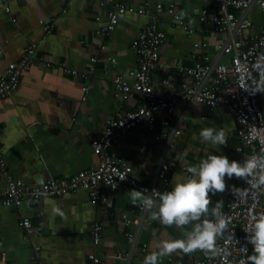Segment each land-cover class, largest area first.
<instances>
[{
  "label": "crops",
  "instance_id": "0c3cea01",
  "mask_svg": "<svg viewBox=\"0 0 264 264\" xmlns=\"http://www.w3.org/2000/svg\"><path fill=\"white\" fill-rule=\"evenodd\" d=\"M101 1L74 0L66 14L62 13L59 0H9V14L0 7V73L22 57L30 41L38 44L34 62L23 74L18 89L0 99L1 153L11 174L32 186L97 167L99 157L90 144L101 135L107 118H120L143 101L139 93L128 100L117 97L113 80L118 74L127 75L137 65L132 41L150 23L148 16L137 13L145 0H128L131 9L108 36L98 34L107 22L110 8ZM158 3L165 8L173 6L195 29L189 36L173 24L169 15H163L168 40L160 49V67L152 74L156 93L161 95L162 79L180 82L183 77L179 66H195L202 61V54L215 58L224 37L199 19L203 9L209 14L216 11L212 0H149V9L154 10ZM12 17L17 21L13 22ZM249 17L257 29L264 25V14L258 6H253ZM51 18L55 20V30L43 40V26ZM194 41L206 42L208 46L196 48ZM93 57L98 58V70L83 78L81 74L88 71ZM224 61L228 63L229 58ZM65 67L75 68L79 74L71 75ZM259 103L264 111V92H259ZM162 118L164 114L157 117ZM171 125L182 129L173 138V146L167 147L160 140L159 133L165 127L159 123L152 129L141 124L116 140V150L144 185L172 188L175 175L182 178L186 166L197 164L207 154L225 155L229 160L238 155V124L226 108L211 111L203 104L180 101ZM208 127L223 129L227 144L213 146L203 142L199 133ZM162 161L175 163L167 184L156 176ZM239 183L235 177L226 178V190L211 196L213 205L222 200L223 207L227 206L232 186ZM5 186L0 177V193ZM127 191H108L106 203L97 205L91 203L82 188L60 197L25 200L18 208L0 205V264H91L90 252L99 256L101 264H121L119 252L132 254V264H143L146 255L158 251L161 241L183 238L181 229L153 220L147 212L142 214L131 203ZM56 207L63 215L53 213ZM25 217L42 229L40 234H29L20 227L19 222ZM96 221L103 224L98 246L93 245L90 234ZM129 233L137 235L135 246L128 240ZM197 257L207 258L200 251L175 252L161 258L159 264H192Z\"/></svg>",
  "mask_w": 264,
  "mask_h": 264
},
{
  "label": "built area",
  "instance_id": "2783aa9c",
  "mask_svg": "<svg viewBox=\"0 0 264 264\" xmlns=\"http://www.w3.org/2000/svg\"><path fill=\"white\" fill-rule=\"evenodd\" d=\"M63 6L62 13L66 14L74 0H59ZM102 5L108 4L107 22L98 30L102 36L110 35L120 21L131 9L128 0H103ZM216 11L209 14L203 9L200 21L211 26L212 32L224 37V43L218 55L211 58L208 54L200 55L199 61L193 67L179 66L178 70L183 79L176 82L171 78L162 79L164 94L156 93L152 74L160 67V49L168 40L163 15L166 13L172 18L173 24L183 28L189 36L195 32L194 27L176 12L173 6L165 8L158 3L154 10L149 9V0L137 9L140 15L150 19L132 41V49L137 55V65L131 68L127 75L118 74L114 77L113 85L116 96L128 100L139 93L143 97L141 105L130 110L120 118L110 116L105 121L101 135L91 142L93 152L99 157V165L81 170L69 178H49L45 182L32 186L22 179L14 177L1 153L0 149V177L6 186L0 193V205L7 207H20L25 200L38 201L46 197H60L82 188L89 194L92 204H103L108 199V191L118 188L130 189H157L171 190L147 186L141 183L133 167L115 148L118 137L128 134L137 126L144 124L148 128H155L156 124L165 127L159 133V138L168 146H173V138L182 133L180 127H173L171 122L176 107L180 101L187 104H203L209 110L218 107L226 108L236 119L237 134L240 145L238 155L231 160L243 161L245 157L258 156L264 147V111L259 103V92L253 93L250 89L254 83L260 82V72L254 65L264 56V25L257 30L255 23L250 19L249 13L253 6H258L264 14V0H212ZM2 7L8 14L11 13L9 0H1ZM13 22L17 19L12 17ZM99 20V18H97ZM54 19H50L43 26L42 39L46 40L55 30ZM196 48H207L206 42L194 41ZM38 44L30 41L22 57L9 64L3 73H0V99L8 98L18 89L22 76L27 72L33 62ZM3 48L0 45V57ZM228 57L226 63L224 58ZM115 62V59H111ZM98 58H91V65L87 72L82 73L88 78L97 72ZM51 66V65H48ZM71 75H78L75 68L65 67ZM192 80V83L189 82ZM88 91V88H85ZM159 114L164 118L158 120ZM175 163L161 162L156 170V176L165 184L169 183L170 172ZM227 206L222 207L221 213L228 224L224 236L218 240V245L225 251L223 256L209 259L197 257L192 264H241L246 259L242 248L248 249L252 254V245L248 243V233L244 228L252 216L264 214V186L252 189L250 185L240 179L235 185ZM142 214H146L139 207ZM125 217L127 223L129 219ZM20 227L29 234H40L41 228L35 226L28 217L19 222ZM92 243L98 246L102 240L103 224L94 222L91 231ZM129 242L135 246L137 235L128 234ZM39 248H37V251ZM38 253V252H37ZM121 264H132V254L118 253ZM91 264H101V259L94 252L89 253ZM38 264H41L37 262ZM177 264H183L178 261Z\"/></svg>",
  "mask_w": 264,
  "mask_h": 264
},
{
  "label": "clouds",
  "instance_id": "9594fccd",
  "mask_svg": "<svg viewBox=\"0 0 264 264\" xmlns=\"http://www.w3.org/2000/svg\"><path fill=\"white\" fill-rule=\"evenodd\" d=\"M254 67L261 79L248 89L253 93L264 92V56ZM199 136L213 146L227 144L223 129L203 128ZM185 172L182 178L174 176L171 190L133 188L127 191L131 203L149 213L153 220L182 230L183 238L161 241L158 251L146 255L143 264H159L161 258L175 252L200 251L209 259L223 256L225 250L218 245V240L224 236L228 224L221 213L223 201L213 205L211 196L226 190V178L242 179L252 189L264 186V147L260 155L245 157L242 162L209 153L197 164L186 166ZM233 190L238 188L233 185ZM53 213L63 215L59 207L54 208ZM244 230L253 247L251 255L247 248H242L246 259L241 264H264V214L252 216Z\"/></svg>",
  "mask_w": 264,
  "mask_h": 264
},
{
  "label": "bare ground",
  "instance_id": "6f19581e",
  "mask_svg": "<svg viewBox=\"0 0 264 264\" xmlns=\"http://www.w3.org/2000/svg\"><path fill=\"white\" fill-rule=\"evenodd\" d=\"M257 30H261V27L259 28V29H257ZM139 180V179H138Z\"/></svg>",
  "mask_w": 264,
  "mask_h": 264
}]
</instances>
